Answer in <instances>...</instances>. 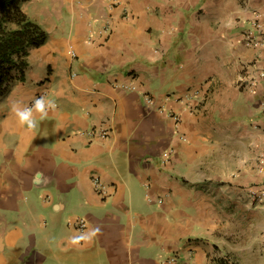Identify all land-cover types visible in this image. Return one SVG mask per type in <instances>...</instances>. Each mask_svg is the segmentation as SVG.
Returning <instances> with one entry per match:
<instances>
[{"label": "crops", "instance_id": "1", "mask_svg": "<svg viewBox=\"0 0 264 264\" xmlns=\"http://www.w3.org/2000/svg\"><path fill=\"white\" fill-rule=\"evenodd\" d=\"M23 9L49 38L0 95V264H264V0ZM41 93L55 110L20 125Z\"/></svg>", "mask_w": 264, "mask_h": 264}, {"label": "trees", "instance_id": "2", "mask_svg": "<svg viewBox=\"0 0 264 264\" xmlns=\"http://www.w3.org/2000/svg\"><path fill=\"white\" fill-rule=\"evenodd\" d=\"M26 1L0 0V95L14 78V70L24 72L29 48L49 38L48 31L23 9Z\"/></svg>", "mask_w": 264, "mask_h": 264}, {"label": "built area", "instance_id": "3", "mask_svg": "<svg viewBox=\"0 0 264 264\" xmlns=\"http://www.w3.org/2000/svg\"><path fill=\"white\" fill-rule=\"evenodd\" d=\"M256 27H257V32L261 30V28L263 27V24L260 23L259 21L256 22ZM246 40H247V43L249 45H253V46H262L264 45V37L262 35H260L259 33H255V31H252V32H248L247 36H246ZM260 75L261 76H264V68L260 70ZM123 87L125 88H128V89H133L135 90L136 89V86L135 85H130V84H124L122 85ZM196 95H198V93L195 91V92H190V93H187L186 95L184 96H181L179 97V99L183 100L185 102V104H189V102L191 101V99L193 97H195ZM43 96L45 98V100L47 101V97H46V94L45 93H41L39 94L37 98ZM147 96V102L151 105L154 104L155 100L153 97H151L150 95H146ZM161 110H163L161 108ZM163 111H166V110H163ZM167 115L171 118H173L176 123H180L181 121V113L179 112H176L174 110H169L166 112ZM96 133L95 130H89V134L91 135H94ZM98 135L101 136V137H105L108 135V131L107 130H104V129H101L99 130L98 132ZM174 149H169V153L173 152ZM93 184L95 186V189L96 191L101 194L104 198H106L110 193H109V186L107 184L104 183V181L101 179V177L99 176H94L93 177ZM259 199V198H258ZM152 200V199H151ZM162 202V200H160ZM74 226L76 227V229L79 231V233L81 234H84L89 226V222L86 218L84 217H78L76 218L75 222H74Z\"/></svg>", "mask_w": 264, "mask_h": 264}, {"label": "clouds", "instance_id": "4", "mask_svg": "<svg viewBox=\"0 0 264 264\" xmlns=\"http://www.w3.org/2000/svg\"><path fill=\"white\" fill-rule=\"evenodd\" d=\"M56 104L54 101H46L43 96L35 99L31 107H21L19 104H14L12 106V112L15 113L18 118L20 125H27L28 128H35L37 121L33 116V111L40 114V119L43 120L47 117L50 110H55ZM96 231H99L97 229ZM95 232L93 233V235Z\"/></svg>", "mask_w": 264, "mask_h": 264}, {"label": "rangeland", "instance_id": "5", "mask_svg": "<svg viewBox=\"0 0 264 264\" xmlns=\"http://www.w3.org/2000/svg\"><path fill=\"white\" fill-rule=\"evenodd\" d=\"M231 231L232 230H229V233L227 234L228 240H242L241 242L245 243V240H250L249 238H251L250 237L251 234H249V233H251V231H249L246 228V226H241L239 229L233 230L232 232ZM256 235H257V238H259V240H262L261 236H258L259 235L258 229H256ZM235 263H237V262H235ZM244 263H246V262H244Z\"/></svg>", "mask_w": 264, "mask_h": 264}]
</instances>
